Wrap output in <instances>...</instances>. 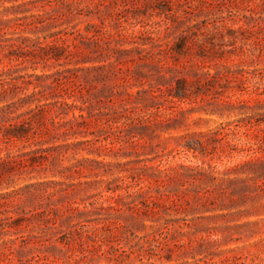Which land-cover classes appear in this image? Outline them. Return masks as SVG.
Listing matches in <instances>:
<instances>
[{
    "label": "rangeland",
    "instance_id": "obj_1",
    "mask_svg": "<svg viewBox=\"0 0 264 264\" xmlns=\"http://www.w3.org/2000/svg\"><path fill=\"white\" fill-rule=\"evenodd\" d=\"M182 39L186 47L179 54L174 49ZM38 41L68 47L74 54L58 61L41 58ZM32 74L43 77L44 94L51 97L59 90L49 86L68 78L61 94L72 96L69 103L81 104L74 88H82L101 107V132L70 141L93 140L68 151L58 165V170L71 167L64 176L29 170L0 178V230L24 220L7 227L9 235L0 237V244L18 238V246L26 238L38 249V240H50L47 246L63 250L58 263L51 264H264V197L254 208L248 204L234 211H212L209 203L199 210L185 203L194 197L193 176L202 169L222 174L252 157L264 158V123H256L264 120V0H0V83ZM182 78L190 92L202 85L204 93L181 101L170 97ZM124 80L133 84L130 93L157 92L161 118L177 114L182 119L176 130L154 140V148L139 144V157L111 126ZM99 91L101 96H95ZM143 95L151 103L148 92ZM2 99L0 94V108L12 102ZM212 110L217 114L206 113ZM250 120L253 125L246 126ZM45 124L41 129L52 128ZM217 131L211 155L182 146L191 138L207 144L203 135ZM225 133L230 135L223 139ZM34 149L30 143L0 142V158ZM158 181L191 191L180 211H162L152 219L130 216L127 204L141 202L133 193L157 196ZM76 207L90 211L93 222L52 234L45 221L75 214ZM65 239L69 245L62 243ZM0 264L12 263L0 254Z\"/></svg>",
    "mask_w": 264,
    "mask_h": 264
},
{
    "label": "trees",
    "instance_id": "obj_2",
    "mask_svg": "<svg viewBox=\"0 0 264 264\" xmlns=\"http://www.w3.org/2000/svg\"><path fill=\"white\" fill-rule=\"evenodd\" d=\"M55 35L49 36V38ZM88 42L92 41L93 38H88ZM37 51L43 52L41 58L60 60L63 57L70 59L74 54L68 47L61 45H45L43 42L38 41ZM186 47V40L182 39L174 49L177 53L182 54ZM86 61H95L84 60ZM117 63L122 64V58L117 59ZM101 69V66H96ZM34 78L35 80H32ZM42 76L30 75L28 79L24 76L13 78L10 82L0 83L2 87V100H7L10 97L11 103L5 107L0 108V123H4V128L0 127V142L5 144H16V143H30L37 147V149L30 150L22 153L17 157L7 156L6 158H0V178L5 175L23 174L29 170L41 171L49 170L53 174L65 175L66 171L70 170L71 167L62 166L61 170H58V165L64 162L67 157L68 151L79 150L85 143H91L93 140H80L70 142L73 138L78 139L82 136L97 137V134L101 132V118L97 112L101 113V107L99 108L90 98H86L83 94V89L76 86L74 92L80 94V105L77 104L76 100L72 103L68 102L72 96L66 98L61 92L64 91L66 80H56L50 88L58 89L59 92L51 96H46L45 86L42 84ZM86 79V78H85ZM88 79V78H87ZM162 79V78H161ZM21 81V82H19ZM188 80L182 78L176 80L175 86L171 89L169 94L170 97L178 101L189 98L190 95H199L202 92L203 86L198 87L196 92H190L188 89ZM7 86V88L5 87ZM133 86L127 81H123V88L116 98L114 117L111 119L112 125H116L118 130V139L124 141L126 144H130L134 149V154L138 155L136 148L139 144L144 143L145 146L153 147L155 139L160 138L163 134H169L171 131L177 129L182 121L177 114H170L161 118L159 114L162 111L163 104L156 102L158 95L154 90L143 91L140 90L136 94L128 92V88ZM33 87V91L28 93L27 91ZM152 89V88H151ZM148 92L150 102H146L144 93ZM95 96H101L99 91ZM53 102H49L52 101ZM224 104V103H223ZM35 105L34 108L32 106ZM233 106L232 103L227 102L226 106ZM27 107V110L18 114L20 110ZM79 111L80 114L75 112ZM208 111V110H207ZM53 112V113H52ZM51 113L50 118L46 117L47 114ZM210 115L217 114L216 111L212 110L206 112ZM184 114V112H180ZM70 115L71 118H68ZM223 115V114H219ZM51 123L52 128L46 126L45 122ZM256 123H264V120H256ZM253 125L252 120L248 121L246 126ZM91 126L96 128V131H90ZM236 127H240L236 125ZM230 130V128H229ZM220 135L219 131L215 133H208L203 135L207 138V144L200 141L199 139L191 138L186 144H183V148L188 151H199L204 155H211V143L215 141L213 135ZM222 134V133H221ZM234 134V133H233ZM46 135L48 138H44ZM230 134L225 133L223 139ZM64 141V144H58L60 141ZM51 145L44 147L45 145ZM233 150H237L234 146ZM133 154V152H132ZM131 154V155H132ZM139 157V155H138ZM101 164L100 161L91 160ZM152 168V167H147ZM135 180L136 177H127ZM194 182L191 184L194 187V197L188 201L185 200L187 206L195 205L199 210L205 209L207 203L212 205V211H234L241 210L248 204L251 207H255V202L261 197H264V158L252 157L243 163L236 165L234 168L228 169L225 173H218L215 171H208L202 169L199 171V176H193ZM119 181H124L123 177L118 178ZM156 185V190L151 185L149 189H154L157 196H153L150 191H137L133 193L138 196L141 200L140 204H134L132 201L128 203L129 211L132 217L137 215H144L147 219L155 218L160 215L162 211L165 214L171 215L170 210L180 211L179 207L182 206V200L191 191L188 188H183L181 185L176 190L169 185L159 183ZM199 183L198 188L195 185ZM139 186V184H137ZM131 187V186H130ZM121 188H108V191L116 192ZM61 192H67L61 190ZM62 196V198L68 197ZM64 194V195H66ZM129 198L131 195H128ZM123 197V196H119ZM90 199V198H88ZM41 207H43L41 205ZM57 210L51 209V213ZM75 214L68 215L66 218L60 220L52 216L48 218L45 223L47 228L52 234L63 233V228L72 229L76 226L86 227L87 224L92 223L93 220L90 216V211L86 209H80L76 207L74 209ZM139 215V216H140ZM12 219V218H11ZM24 220L17 219L13 223L8 224L4 230H0V237L9 235V231L6 228H13L19 225ZM27 221V220H26ZM74 221L77 223L74 224ZM143 225V221L141 222ZM169 220L165 219V229L169 227ZM124 227V226H122ZM16 234V233H14ZM71 234V233H70ZM69 234V235H70ZM68 235V234H67ZM63 237H66L64 234ZM19 245L17 246L18 238L9 239L3 241L0 244V254L9 259L12 264H51L58 263V254L63 250L58 245L47 246V242L50 240H38L37 243H42L41 247L34 248L32 239L21 238ZM69 239V238H68ZM68 239L62 240V243L69 245ZM64 241V242H63ZM52 249V251L50 250ZM36 251H39L36 253Z\"/></svg>",
    "mask_w": 264,
    "mask_h": 264
}]
</instances>
